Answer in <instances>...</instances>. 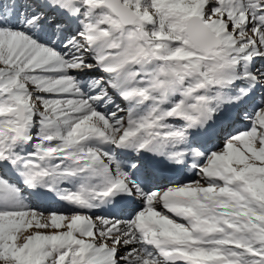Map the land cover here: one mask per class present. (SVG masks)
I'll list each match as a JSON object with an SVG mask.
<instances>
[{
  "label": "snow or ice",
  "instance_id": "1",
  "mask_svg": "<svg viewBox=\"0 0 264 264\" xmlns=\"http://www.w3.org/2000/svg\"><path fill=\"white\" fill-rule=\"evenodd\" d=\"M0 264H264V0H0Z\"/></svg>",
  "mask_w": 264,
  "mask_h": 264
}]
</instances>
